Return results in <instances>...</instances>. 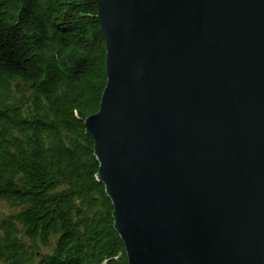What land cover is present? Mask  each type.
<instances>
[{
    "label": "water",
    "instance_id": "obj_1",
    "mask_svg": "<svg viewBox=\"0 0 264 264\" xmlns=\"http://www.w3.org/2000/svg\"><path fill=\"white\" fill-rule=\"evenodd\" d=\"M85 121L129 264H264V0H96Z\"/></svg>",
    "mask_w": 264,
    "mask_h": 264
},
{
    "label": "trees",
    "instance_id": "obj_2",
    "mask_svg": "<svg viewBox=\"0 0 264 264\" xmlns=\"http://www.w3.org/2000/svg\"><path fill=\"white\" fill-rule=\"evenodd\" d=\"M106 84L96 0H0V264H129L85 128Z\"/></svg>",
    "mask_w": 264,
    "mask_h": 264
},
{
    "label": "rangeland",
    "instance_id": "obj_3",
    "mask_svg": "<svg viewBox=\"0 0 264 264\" xmlns=\"http://www.w3.org/2000/svg\"><path fill=\"white\" fill-rule=\"evenodd\" d=\"M9 207L10 206L8 204L1 201L0 202V214H2V213L7 214L10 211Z\"/></svg>",
    "mask_w": 264,
    "mask_h": 264
}]
</instances>
